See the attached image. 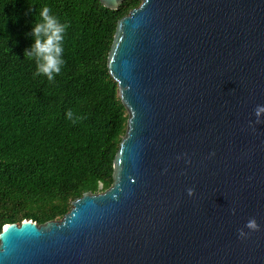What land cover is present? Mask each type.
Segmentation results:
<instances>
[{"label":"water","instance_id":"water-1","mask_svg":"<svg viewBox=\"0 0 264 264\" xmlns=\"http://www.w3.org/2000/svg\"><path fill=\"white\" fill-rule=\"evenodd\" d=\"M108 67L128 114L111 186L4 225L0 264H264V0H141Z\"/></svg>","mask_w":264,"mask_h":264},{"label":"trees","instance_id":"trees-1","mask_svg":"<svg viewBox=\"0 0 264 264\" xmlns=\"http://www.w3.org/2000/svg\"><path fill=\"white\" fill-rule=\"evenodd\" d=\"M140 3L0 0V232L60 219L84 193L111 186L128 114L108 55L118 20ZM44 5L68 25L65 63L52 81L34 77L35 59L24 57Z\"/></svg>","mask_w":264,"mask_h":264},{"label":"clouds","instance_id":"clouds-1","mask_svg":"<svg viewBox=\"0 0 264 264\" xmlns=\"http://www.w3.org/2000/svg\"><path fill=\"white\" fill-rule=\"evenodd\" d=\"M51 13V9L44 5L38 10V17L33 26L31 35L34 37V43L30 49H26L24 52L25 59H35L36 71L33 73L34 77L44 75L49 81L55 79V76L61 72V68L65 61L63 56V40L64 33L68 27L67 24H62L59 20ZM255 115L260 116L264 113V106L258 105L255 108ZM68 116L71 117V111ZM188 195L194 194V189L189 188L187 190ZM235 214V209H232ZM245 227L252 231H259L260 226L258 225L255 218H250ZM250 232L246 233L243 228L238 229V236L241 239L246 238Z\"/></svg>","mask_w":264,"mask_h":264}]
</instances>
